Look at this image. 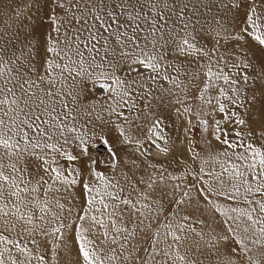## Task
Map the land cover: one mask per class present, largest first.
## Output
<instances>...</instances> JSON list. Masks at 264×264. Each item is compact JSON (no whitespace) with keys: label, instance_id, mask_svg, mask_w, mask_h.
I'll list each match as a JSON object with an SVG mask.
<instances>
[{"label":"snow or ice","instance_id":"obj_1","mask_svg":"<svg viewBox=\"0 0 264 264\" xmlns=\"http://www.w3.org/2000/svg\"><path fill=\"white\" fill-rule=\"evenodd\" d=\"M0 264H264V0H0Z\"/></svg>","mask_w":264,"mask_h":264}]
</instances>
